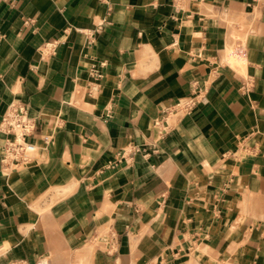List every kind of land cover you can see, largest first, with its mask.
Returning <instances> with one entry per match:
<instances>
[{"label":"crops","instance_id":"obj_1","mask_svg":"<svg viewBox=\"0 0 264 264\" xmlns=\"http://www.w3.org/2000/svg\"><path fill=\"white\" fill-rule=\"evenodd\" d=\"M0 264H264V0H0Z\"/></svg>","mask_w":264,"mask_h":264},{"label":"built area","instance_id":"obj_2","mask_svg":"<svg viewBox=\"0 0 264 264\" xmlns=\"http://www.w3.org/2000/svg\"><path fill=\"white\" fill-rule=\"evenodd\" d=\"M197 105V99L192 97L178 104L176 112L183 116L192 113ZM36 128V121L30 117L26 106L12 103L2 119V129L5 134L12 135L13 138L7 142L6 153L3 156L2 163H19L27 166L32 162L33 155L37 152V146L30 143L27 138L33 134ZM45 142H49L46 137Z\"/></svg>","mask_w":264,"mask_h":264}]
</instances>
